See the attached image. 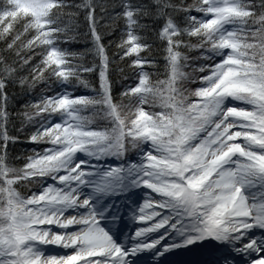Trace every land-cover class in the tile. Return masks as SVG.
<instances>
[{"label":"snow or ice","instance_id":"1","mask_svg":"<svg viewBox=\"0 0 264 264\" xmlns=\"http://www.w3.org/2000/svg\"><path fill=\"white\" fill-rule=\"evenodd\" d=\"M0 264H264V0L0 4Z\"/></svg>","mask_w":264,"mask_h":264},{"label":"trees","instance_id":"2","mask_svg":"<svg viewBox=\"0 0 264 264\" xmlns=\"http://www.w3.org/2000/svg\"><path fill=\"white\" fill-rule=\"evenodd\" d=\"M4 2H5V0H0V4H3ZM73 2L74 3H79L80 0H73ZM79 22H83V16H81L79 18ZM78 31L83 32V31H85V28L83 26H81V28L78 29ZM108 39H110V37H106L105 41H104L106 46L108 45ZM71 46L74 49H76V50H80L82 48L87 47L88 44L85 42L84 39L78 38L75 42H73V44ZM113 51H114V48L111 47V46H108V56H109L110 60L112 59ZM189 55L190 56H195V55H197V52L195 50H193V51L189 52ZM161 71H163L162 68H161ZM88 75H89L90 79H94V80L96 79L91 74H88ZM97 86H98V80H97ZM78 91H79L80 94H85V95L89 94V90L88 89H84V88L79 87V86H78ZM26 146H28V142L22 138L21 141L18 144L17 149L15 150L17 156H20V154L23 153V156H21V159H23L24 157H26L29 154L28 151H27V147ZM33 187H35V186H33ZM22 191H30V189L29 188H24V189H22Z\"/></svg>","mask_w":264,"mask_h":264},{"label":"rangeland","instance_id":"3","mask_svg":"<svg viewBox=\"0 0 264 264\" xmlns=\"http://www.w3.org/2000/svg\"><path fill=\"white\" fill-rule=\"evenodd\" d=\"M193 99H194V97H193ZM112 159H114V158H112ZM47 247L56 248L57 246H55V245H49Z\"/></svg>","mask_w":264,"mask_h":264}]
</instances>
